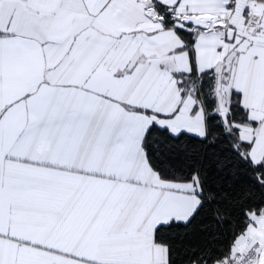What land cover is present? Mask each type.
Returning a JSON list of instances; mask_svg holds the SVG:
<instances>
[{"label": "snow or ice", "instance_id": "obj_1", "mask_svg": "<svg viewBox=\"0 0 264 264\" xmlns=\"http://www.w3.org/2000/svg\"><path fill=\"white\" fill-rule=\"evenodd\" d=\"M0 264H264V0H0Z\"/></svg>", "mask_w": 264, "mask_h": 264}]
</instances>
